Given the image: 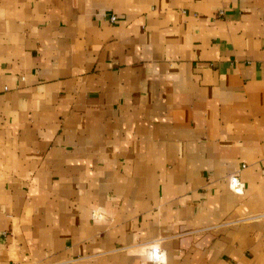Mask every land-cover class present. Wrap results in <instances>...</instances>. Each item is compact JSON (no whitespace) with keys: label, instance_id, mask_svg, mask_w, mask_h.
I'll list each match as a JSON object with an SVG mask.
<instances>
[{"label":"crops","instance_id":"crops-1","mask_svg":"<svg viewBox=\"0 0 264 264\" xmlns=\"http://www.w3.org/2000/svg\"><path fill=\"white\" fill-rule=\"evenodd\" d=\"M154 247L264 264V0H0V264Z\"/></svg>","mask_w":264,"mask_h":264},{"label":"built area","instance_id":"built-area-1","mask_svg":"<svg viewBox=\"0 0 264 264\" xmlns=\"http://www.w3.org/2000/svg\"><path fill=\"white\" fill-rule=\"evenodd\" d=\"M109 20L111 23H114L116 21V18L114 16H111L109 18ZM228 187H229L230 191H232L233 193L241 194L242 190H243V183H241V181L239 180V177L237 175H235V176L230 178V180L228 182ZM150 257L154 263H157V264H165L166 263L165 254H164L163 250L160 249L159 247H154L151 249Z\"/></svg>","mask_w":264,"mask_h":264}]
</instances>
